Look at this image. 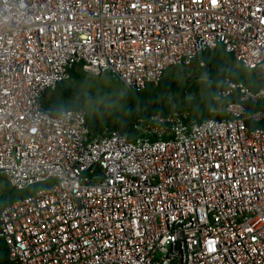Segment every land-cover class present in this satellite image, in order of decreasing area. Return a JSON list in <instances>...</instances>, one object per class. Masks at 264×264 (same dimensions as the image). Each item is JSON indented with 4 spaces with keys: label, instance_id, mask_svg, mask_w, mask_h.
<instances>
[{
    "label": "built area",
    "instance_id": "2783aa9c",
    "mask_svg": "<svg viewBox=\"0 0 264 264\" xmlns=\"http://www.w3.org/2000/svg\"><path fill=\"white\" fill-rule=\"evenodd\" d=\"M217 48L264 80V0H0V176L40 186L0 213L12 262L264 264V86L121 130L44 106L76 69L143 90Z\"/></svg>",
    "mask_w": 264,
    "mask_h": 264
},
{
    "label": "trees",
    "instance_id": "16d2710c",
    "mask_svg": "<svg viewBox=\"0 0 264 264\" xmlns=\"http://www.w3.org/2000/svg\"><path fill=\"white\" fill-rule=\"evenodd\" d=\"M216 55H221V56L224 55L225 57L232 59L234 61V58L231 54L225 53L220 48H217L214 51L205 52L199 56V61L205 63V67L202 68L206 69V67L208 66H210L211 68L206 69L207 78L205 80H198V81L196 80L190 85H188L189 93L197 95V99L185 100L179 111V112L182 111L188 112L189 116L193 119L202 120L208 118L212 116L211 111L213 109L222 107L226 105L228 102H233L237 100L238 95L236 91H233L231 94L227 96L223 95V91H226L229 88L227 85V81L233 83H241L251 90H257L261 86L262 79L256 76L252 70H249L242 66L238 65L237 67L229 68V69H220L217 67H212L213 64H215L214 56ZM205 57H211L212 59L209 62L206 61ZM170 69H168L165 72L162 82L158 86L148 85L143 90L127 88L128 91L126 95L122 96L119 99L122 103L126 105L123 110V113L119 115L118 117L119 120H117V122L107 123L104 121V123L99 124L100 127H98V125L96 126V124L98 123L97 120H95L94 117L95 115L94 114L89 115L87 113L86 120L92 131L93 132L99 131L104 126H109L121 130V128L124 126L126 122L134 123L138 120H147L149 119V117L156 114L157 111L148 112L146 115L139 113L135 110L136 104L137 101H140L143 98L145 99L151 98L153 93L163 86L164 77ZM76 76H77L76 73L72 71L71 77L74 78ZM166 87L168 86L166 85ZM170 87H172V89L176 90L177 92H182V90L175 85H170ZM58 90L60 91V96L58 100L56 101L53 100V103L50 104H48L46 101L44 103V106H46V108H48L53 114H57L60 111L66 109L81 108L80 106L73 105L68 102L70 96V90L68 88L63 89V84L58 86ZM247 109L248 112L250 113L256 110L264 109V100L260 101L257 104L249 105ZM160 113L161 115H166L169 112H167L166 110H160ZM92 121H94L93 126L91 125ZM258 125H264V120L258 123ZM1 178L3 177L0 176V179ZM38 187L40 186H37L33 189H27L24 191H17L6 182L5 186L0 191V213L5 206L15 202L21 197L30 194L34 189ZM0 264H15L10 260L8 249L1 238H0Z\"/></svg>",
    "mask_w": 264,
    "mask_h": 264
},
{
    "label": "rangeland",
    "instance_id": "374dc122",
    "mask_svg": "<svg viewBox=\"0 0 264 264\" xmlns=\"http://www.w3.org/2000/svg\"><path fill=\"white\" fill-rule=\"evenodd\" d=\"M214 57L215 64L212 67L229 69L238 66L235 61L224 55H216ZM205 59L210 62L212 58L205 57ZM202 67H205V63L203 65L199 63L194 64L187 68L170 69L164 77L163 86L156 90L151 98H143L137 101L135 110L145 115L152 111H157L154 115L161 114L160 110H166L169 113L179 112L185 100L197 99V95L189 93L188 85L196 80H205L207 78L206 69H210L211 67L208 66L206 69ZM73 72L77 76L74 78L70 76L68 81L63 84V89L68 88L70 90L68 102L80 106L86 111V114H94L95 120L98 123L96 126L98 125V127L104 121L107 123L117 122L119 115L123 113L126 105L119 100L128 91L123 83L108 73L87 75L80 69H76ZM170 85L177 86L182 92H177ZM263 86L264 80L262 79L260 87ZM59 96L60 91L56 89L46 94L45 101L48 104L53 103V100H58ZM93 122H91L92 126L94 125ZM5 183V179L1 178L0 191L5 186Z\"/></svg>",
    "mask_w": 264,
    "mask_h": 264
}]
</instances>
